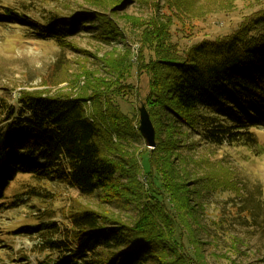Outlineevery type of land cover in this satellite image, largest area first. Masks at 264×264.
I'll return each instance as SVG.
<instances>
[{"label": "trees", "instance_id": "16d2710c", "mask_svg": "<svg viewBox=\"0 0 264 264\" xmlns=\"http://www.w3.org/2000/svg\"><path fill=\"white\" fill-rule=\"evenodd\" d=\"M174 7L182 11L177 4ZM0 13V22L26 27L35 37L61 47L83 31L95 29L93 15L86 13L68 17L52 13L38 20L7 5H0ZM102 24L105 38L124 36L112 16L104 17ZM153 25L154 29L140 34L139 41L140 53L152 52L149 63L142 66L149 76L143 105L155 128L157 146L141 157L140 169L153 192H159L151 195L161 198L155 200L156 206L167 214L172 212L167 199L181 196L183 188L174 187L167 175L165 168L172 162L166 154L175 149L173 141L185 134L184 128L211 143L259 146L253 130L264 128V9L245 18L233 33L204 39L184 54L169 44L167 24ZM118 75L114 83L97 81L89 97L87 93L75 97L21 91L15 104L0 99V203L20 175L39 183L63 184L84 196L99 192L104 203L138 202L143 185L133 182L131 173L116 160L123 146L114 142V135L121 140L136 133L132 117L110 95L114 90L123 96L131 93V86L121 84L125 75ZM220 182L199 179L194 197L201 199L205 192L234 184L230 178ZM142 214L146 215L143 222L130 229L95 210L74 209L65 217L67 224H42L34 231L50 232L53 238L47 240L45 250L59 254L55 264H189L184 257L168 261L167 241L171 240L156 231L150 210ZM177 229L182 230L181 224L173 221L171 235L184 245V233L175 235ZM171 253L175 255V249Z\"/></svg>", "mask_w": 264, "mask_h": 264}, {"label": "rangeland", "instance_id": "374dc122", "mask_svg": "<svg viewBox=\"0 0 264 264\" xmlns=\"http://www.w3.org/2000/svg\"><path fill=\"white\" fill-rule=\"evenodd\" d=\"M176 4L181 12L174 7ZM0 5L38 20L52 13L65 17L93 15L96 30L70 38L65 47L35 37L26 27L0 22V99L15 104L21 91L75 97L87 93L89 97L97 81L114 83L118 72L125 75L120 81L132 87L129 98L120 90L110 95L132 117L136 133L121 140L113 134L114 142L123 146L116 160L131 173L132 181L138 180L144 188H139L138 202L123 199L104 203L99 192L84 196L63 184L18 176L0 203V264H55L59 254L45 250L47 240L53 238L50 232L34 230L49 223L63 226L68 211L84 208L130 229L143 222V210H150L149 220L154 221L156 231L171 240L167 241L169 262L184 257L189 264H264V128L253 130L259 145L254 149L230 145L228 141L211 143L184 128L185 134L173 141L175 149L166 154L172 162L166 166V173L174 187L183 188L181 196L167 199L166 205L172 210L167 214L156 206L155 200L161 198L151 195L159 192H153L140 169L141 157L149 150L153 152L157 142L150 149L137 132L149 81L142 66L152 58L148 49L140 53V34L154 29L153 24H167L169 44L184 54L204 39L233 33L245 18L264 9V0H0ZM108 16L123 30L121 39L102 36V23ZM87 109L92 113L90 101ZM204 177L218 182L230 178L234 184L205 192L201 199L194 197L195 187L200 189L197 181ZM155 183L159 189L158 178ZM187 190L191 191L189 195ZM173 221L181 224L182 230L177 229L175 235L184 233V245L171 235ZM21 229L24 232H19ZM174 249L175 255L171 253Z\"/></svg>", "mask_w": 264, "mask_h": 264}, {"label": "water", "instance_id": "95a60500", "mask_svg": "<svg viewBox=\"0 0 264 264\" xmlns=\"http://www.w3.org/2000/svg\"><path fill=\"white\" fill-rule=\"evenodd\" d=\"M140 133L145 140L146 146L150 149H154L156 146L155 128L144 105L141 110Z\"/></svg>", "mask_w": 264, "mask_h": 264}]
</instances>
